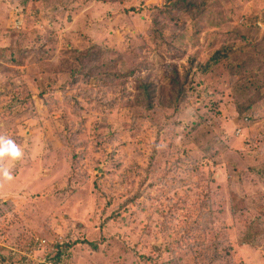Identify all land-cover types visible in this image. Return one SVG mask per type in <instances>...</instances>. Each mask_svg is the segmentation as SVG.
Here are the masks:
<instances>
[{
  "label": "rangeland",
  "instance_id": "1",
  "mask_svg": "<svg viewBox=\"0 0 264 264\" xmlns=\"http://www.w3.org/2000/svg\"><path fill=\"white\" fill-rule=\"evenodd\" d=\"M0 136V264H264V0H0Z\"/></svg>",
  "mask_w": 264,
  "mask_h": 264
},
{
  "label": "clouds",
  "instance_id": "2",
  "mask_svg": "<svg viewBox=\"0 0 264 264\" xmlns=\"http://www.w3.org/2000/svg\"><path fill=\"white\" fill-rule=\"evenodd\" d=\"M22 156L20 147L10 138L0 136V158L19 159ZM0 176L5 180H12V174L6 169H0Z\"/></svg>",
  "mask_w": 264,
  "mask_h": 264
},
{
  "label": "trees",
  "instance_id": "3",
  "mask_svg": "<svg viewBox=\"0 0 264 264\" xmlns=\"http://www.w3.org/2000/svg\"><path fill=\"white\" fill-rule=\"evenodd\" d=\"M184 1H186V0H179V2H184ZM193 3H194V2H193ZM193 3H187V4H188V5H187V6H188L187 8H189V11H188V12H189V14H191L190 17H192V14H193V12H191V8H194ZM199 9H201V7H200ZM199 9H197V10H199ZM171 16H173V19H174V15L171 14ZM156 48H157V47H156ZM155 50H156V49H155ZM156 51H158V50H156ZM233 51H235L234 48H233V50L229 53V47H227V48L223 49L222 52H219V54L215 55V56L212 58V61L215 62L216 64H218L219 62H221V61L224 60L225 58L230 57V54H232ZM175 76L178 77L177 73H175ZM142 90H143V93H144L145 99H146L147 101H150V100L152 99V95H153V92H154V90L152 89V87L144 86V87L142 88ZM179 94H180V93H177V96H179ZM58 257H60V254H58Z\"/></svg>",
  "mask_w": 264,
  "mask_h": 264
}]
</instances>
